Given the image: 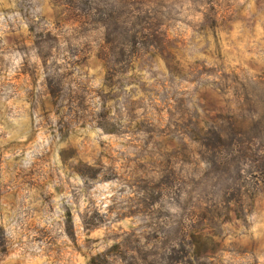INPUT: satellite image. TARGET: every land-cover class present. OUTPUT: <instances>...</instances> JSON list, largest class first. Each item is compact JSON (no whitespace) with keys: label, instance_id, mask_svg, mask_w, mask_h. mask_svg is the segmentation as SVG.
Listing matches in <instances>:
<instances>
[{"label":"rangeland","instance_id":"obj_1","mask_svg":"<svg viewBox=\"0 0 264 264\" xmlns=\"http://www.w3.org/2000/svg\"><path fill=\"white\" fill-rule=\"evenodd\" d=\"M0 264H264V0H0Z\"/></svg>","mask_w":264,"mask_h":264}]
</instances>
